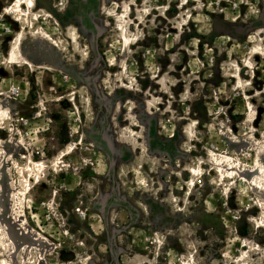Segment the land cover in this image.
Masks as SVG:
<instances>
[{"label": "rangeland", "instance_id": "1", "mask_svg": "<svg viewBox=\"0 0 264 264\" xmlns=\"http://www.w3.org/2000/svg\"><path fill=\"white\" fill-rule=\"evenodd\" d=\"M23 1L0 0V264H264V0Z\"/></svg>", "mask_w": 264, "mask_h": 264}, {"label": "bare ground", "instance_id": "2", "mask_svg": "<svg viewBox=\"0 0 264 264\" xmlns=\"http://www.w3.org/2000/svg\"><path fill=\"white\" fill-rule=\"evenodd\" d=\"M23 2H25V0L23 1ZM30 2V1H29ZM27 4H30V3H28L27 2ZM30 6V5H29ZM5 11H6V9H5ZM5 11H4V14H5ZM18 11V10H17ZM15 56H17V59H19L18 58V50H17V48L15 49V51L14 52H12L11 53V60H13L14 59V57ZM225 159H227V161L228 160H230L231 158H229V157H225ZM29 161V163L30 164H34L35 166L36 165H38L37 163H35L33 160H28ZM222 163V162H221ZM218 164V168L219 169H221V171H223L222 169H223V167H226V166H223L222 164ZM229 165H230V163H228ZM227 164V165H228ZM40 165H41V163H40ZM228 165V166H229ZM232 166V165H231ZM255 167V166H254ZM19 169H23V172L25 171V170H27L28 171V174L27 175H25L26 177V180H25V182L27 183V182H30V179H32V178H35V175H34V171H33V169H32V167H31V165L29 166V165H27L26 167H23V168H21L20 167V165H19V167H18ZM38 169V168H37ZM255 170H254V172H253V176H256L255 178L257 179L256 181H255V185H256V187L254 188L255 190H257L258 189V187H260L261 189H263L262 191H264V169H263V167L262 166H260L258 163H256V168H254ZM226 171H227V174L228 173H230V174H235L234 172L236 171V168L235 167H231V168H229V169H226ZM229 174V175H230ZM224 175V174H223ZM226 177H230V176H226ZM231 180H232V178H231ZM37 181V180H36ZM27 187H29L28 185H27ZM24 192V191H23ZM264 195V194H263ZM5 237L7 238V239H9V241L12 239V237H11V235H10V232H8V230H6V232H5ZM13 249V248H12ZM1 252V251H0ZM1 261V260H0ZM3 261V260H2ZM5 262V261H4ZM5 264V263H4ZM10 264V263H9Z\"/></svg>", "mask_w": 264, "mask_h": 264}, {"label": "crops", "instance_id": "3", "mask_svg": "<svg viewBox=\"0 0 264 264\" xmlns=\"http://www.w3.org/2000/svg\"><path fill=\"white\" fill-rule=\"evenodd\" d=\"M6 14H3V16H5Z\"/></svg>", "mask_w": 264, "mask_h": 264}]
</instances>
